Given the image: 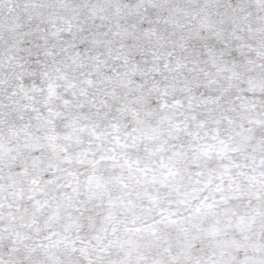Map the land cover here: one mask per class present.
<instances>
[{"label": "clouds", "instance_id": "1", "mask_svg": "<svg viewBox=\"0 0 264 264\" xmlns=\"http://www.w3.org/2000/svg\"><path fill=\"white\" fill-rule=\"evenodd\" d=\"M0 264H264V0H0Z\"/></svg>", "mask_w": 264, "mask_h": 264}]
</instances>
